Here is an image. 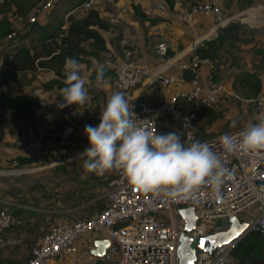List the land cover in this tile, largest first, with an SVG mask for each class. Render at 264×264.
I'll return each mask as SVG.
<instances>
[{
  "label": "built area",
  "instance_id": "obj_1",
  "mask_svg": "<svg viewBox=\"0 0 264 264\" xmlns=\"http://www.w3.org/2000/svg\"><path fill=\"white\" fill-rule=\"evenodd\" d=\"M4 1L0 0V6ZM90 4L91 1L84 3L86 7H90ZM159 7L165 8L166 5L162 2ZM202 13H211L214 16L215 22L211 29L215 32L221 23L220 7L216 0L193 3L184 11L182 17L190 21L196 14ZM167 50L168 43L165 40L156 42L154 53L157 65L149 68L134 59L131 48L124 49L122 62L113 67L111 82L114 93H125L138 126L156 127L157 132L161 134V121L169 118L176 121V131L183 140L187 137L193 139L192 126L198 109L214 103L227 90L224 84L215 80L211 59L196 53L179 64L178 73L167 72L164 64L169 63L171 59ZM106 63L112 65L109 60ZM201 64L207 65L211 70L205 78L200 74ZM186 70L191 71L190 79L185 77ZM145 77L148 82H160L164 87L177 86L186 81H189L190 87L186 90L166 91L161 100L152 104L134 94L136 86ZM262 99L264 93L253 102L257 107H262ZM243 129L244 127H241L200 140L210 144L231 173L230 178L221 186L218 197L207 185L201 186L186 199L172 200L162 194L145 193L131 185L122 170L112 169L104 192V206L89 216L72 222L57 223L49 232L38 238L31 248L29 258L23 264H52L50 260L62 251L65 253L67 247L82 233H92L91 235L95 234L97 238L107 237L110 246H115L113 250L118 251V257L105 262L98 260L97 256L85 260L73 257L63 264H180L177 247L185 226L180 210L188 206H192L196 214L194 227L186 232L190 237H201L227 229L232 215L247 221L246 228L237 238L219 245L213 252H196L195 264H231L232 249L239 239L253 230L264 236V150H241L238 144ZM226 133L236 145L231 152L225 150L219 140V137ZM75 135L73 123L65 122L50 129L38 139L18 138L12 144L1 143L0 156L14 157L24 153L48 160L51 158V152L66 146ZM81 139L85 142V147L78 155L91 146L86 133ZM74 156L77 155L72 157ZM254 205L257 209L251 211L247 219L240 217L241 211ZM19 208L25 206L0 194V245L3 244L4 231L23 221L24 216L18 212Z\"/></svg>",
  "mask_w": 264,
  "mask_h": 264
},
{
  "label": "crops",
  "instance_id": "obj_2",
  "mask_svg": "<svg viewBox=\"0 0 264 264\" xmlns=\"http://www.w3.org/2000/svg\"><path fill=\"white\" fill-rule=\"evenodd\" d=\"M86 1L88 0H49L32 17V20L36 17L37 22L42 27L38 28L35 26L33 29L30 27L23 28L25 22L21 20V16L12 14V8L14 7L10 8V11H5L8 18L12 20L15 33L22 32V36L14 35L13 33L12 36L0 39V93L7 97L22 93L28 94L38 101V105H34L35 121L33 125L26 124L24 120L19 122L11 120L2 131L0 130L1 140L13 143L18 138L31 140L37 136L39 138L44 136L54 126L53 122L49 119L48 112L50 114L54 112L59 114L60 118L65 122L73 123V125L75 123L77 125V128L74 125L76 129L75 137L81 138L85 133V126L96 124V118H99L100 112L105 108L108 97L114 93L111 82L114 74L113 67L122 62V51H124V48L129 47L133 50V57L138 63L153 68L157 65L154 53L155 39H163L168 43L167 55L171 58L169 63L164 64V68L167 72L178 73L180 71L179 64L189 59L194 54V50L198 45L208 39L214 38L220 26L235 22L238 25V31L225 40L210 58L214 65L213 75H215V72L222 73L224 71L225 49L233 42L237 44L238 41L235 42V38L239 40L243 34L252 35L250 42L240 43L242 48L254 44L250 47L252 50H261L260 46L264 49V4L257 2V0H216L220 7L219 18L221 19V23L215 32H212L211 29L215 22V18L211 13L196 14L190 21L183 19V13L187 10L188 6L187 0H171V2L166 0H114L116 7L114 6L112 13H108L107 11L103 13L99 7L92 6L97 8L100 16L109 23L108 29L101 30V33L105 37L107 49L100 52L103 56H93L89 62L79 61L80 71L82 72L80 75L85 80V88L89 96L87 103L81 106L74 103L68 107L59 109L57 107V95L61 93V88L57 83L52 84L53 80L58 78L53 69L38 67V70L36 68L19 69L12 75H6L5 73L9 67L12 68L11 65L15 61H18V57L15 55L17 47L26 45L31 51L40 52L42 48V30H51L58 23H62L64 27L66 24L62 20V18H65L64 15L67 21V16L72 14L74 10L80 8L79 10L85 11L89 8L84 5ZM189 1L197 3L207 0ZM162 2L165 3V8L159 7V4ZM132 3L137 5L140 12L145 14L142 19L132 18L129 13L128 15L124 14L123 11L126 10V7L130 8L131 12H133L131 8ZM255 3L257 4L253 6ZM120 5L125 6L121 7L120 10L117 8ZM3 14L4 12L1 11L0 16ZM14 17H18L19 21H15L14 23ZM105 55H108V58L103 61L102 57ZM258 57L260 56H250L241 52V59L248 62L252 61L254 66L258 65V63L261 64V60ZM108 60L111 61V66L106 63ZM101 69L103 70V74L98 79ZM62 70L66 72L65 64ZM210 72L211 70L207 65H200L202 77L205 78ZM263 73L264 71H261V75H259L261 79V91L264 90ZM189 87V81L177 86L164 87L160 82H148V78L145 77L136 86L134 94L154 104L163 98L166 91L174 89L186 90ZM39 90L42 91L40 97L35 93V91ZM47 106L49 108L47 111H41V109ZM3 112L5 114L4 110ZM20 155L29 154L21 153L14 157ZM6 158L11 157L0 156V159ZM108 172L110 174L101 177L106 179V185L112 175V170ZM100 191L101 187L96 185V206L90 211V214L84 216H89L95 210L101 208L97 199L100 196L98 195ZM24 219L25 221H38L37 219L33 220L34 217H23ZM95 239H97V235H91L90 249H92ZM64 255L66 258L69 257L66 252Z\"/></svg>",
  "mask_w": 264,
  "mask_h": 264
},
{
  "label": "rangeland",
  "instance_id": "obj_3",
  "mask_svg": "<svg viewBox=\"0 0 264 264\" xmlns=\"http://www.w3.org/2000/svg\"><path fill=\"white\" fill-rule=\"evenodd\" d=\"M257 2L264 4V0H257ZM114 3V0H93L90 6L99 7L103 13L106 11L112 13L116 5ZM192 4L193 2L187 0L188 6L186 5V9ZM133 5L132 3L133 12L128 7H126L125 11H122L127 15L129 13L132 18L142 19L144 16L137 11V5ZM123 6L125 5H120L117 8L121 10ZM79 9L74 10L71 15L79 18L84 14V11ZM64 17L62 20L67 23L66 16L64 15ZM13 19L14 23L19 21L18 17ZM23 28H26V24ZM251 37L252 35L243 34L239 40L237 38L234 39L239 44L238 42L237 44L233 42L225 49L224 71L222 73L215 72L214 78L217 82L224 84L227 91L222 93L214 103L206 106L200 117L194 120L192 140L200 141L220 133L245 127L248 123H255L264 117V106L257 107L253 102V100L264 93V90L261 91V79L259 77L261 71H264V49L260 46L261 50L253 49V51L250 47L254 44L244 48L240 45V43L250 42ZM160 40L155 39L156 42ZM241 52L250 56H260L258 58H260L261 64L258 63V65L254 66L252 61L242 60ZM100 55L103 56L101 53ZM85 57L89 62L93 56L86 54ZM106 58H108V55L102 57V60L104 61ZM35 68L38 70V67ZM80 73L82 72L80 71ZM258 81L260 89L256 91L255 83ZM35 93L40 97L42 91H35ZM0 108H2L0 109L1 112L5 111L3 117H7L8 113L1 98V93ZM47 109H49L48 106L41 109V111H47ZM48 113L50 121L54 124L53 129L65 123L59 114L55 112ZM96 120V124L92 125L93 127L100 123V115ZM161 123L163 126L161 134L177 132L176 121L167 118L166 121L162 120ZM75 126L77 128V125ZM38 138L37 136L34 139ZM183 139L181 136L182 142L186 141V139ZM1 143L12 144L0 139ZM84 147L85 142L83 139L73 137L66 146L58 147L51 152V158L48 160L38 158L30 164L20 166L9 161L8 158L0 159V194L13 198L24 205L25 208H19L18 212L23 213L25 218L34 217L33 220H38L25 221L24 219L20 224L4 231L2 235L3 244L0 245V264H23L29 258L31 248L38 238L49 232L57 223L72 222L90 214V211L96 206V185L101 187V194H98L100 196L97 199L100 206H104V192L107 189V185L106 179L101 177L110 174V172H106L104 175L86 172L82 165L83 160L87 159V157L78 155ZM73 155L77 156L72 157ZM64 158L68 159L58 161ZM256 209V205L250 206L248 209L241 211L239 215L241 218L247 219L250 212H254ZM91 234H80L67 247L66 253L69 257L66 258L62 251L50 260L51 263H67L73 257L83 258L84 260L95 258L89 248ZM113 248L115 246L112 244L103 256L97 257L98 260L105 262L110 259H116L118 251L116 249L113 250ZM231 264H236L234 257Z\"/></svg>",
  "mask_w": 264,
  "mask_h": 264
},
{
  "label": "clouds",
  "instance_id": "obj_4",
  "mask_svg": "<svg viewBox=\"0 0 264 264\" xmlns=\"http://www.w3.org/2000/svg\"><path fill=\"white\" fill-rule=\"evenodd\" d=\"M65 70L63 102H58L57 107L85 105L89 96L79 61L66 58ZM102 74L101 69L98 79ZM261 105L264 106V99ZM84 131L91 145L81 154L87 157L83 160L84 170L97 175L112 169L122 170L129 183L145 193L162 194L172 200L186 199L207 185L218 197L221 186L231 176L209 143L191 137L182 142L175 131L160 134L156 127L138 126L121 91L108 97L100 112L99 125H86ZM219 140L227 151L236 148L227 133ZM238 146L244 151L264 150V117L244 127Z\"/></svg>",
  "mask_w": 264,
  "mask_h": 264
},
{
  "label": "trees",
  "instance_id": "obj_5",
  "mask_svg": "<svg viewBox=\"0 0 264 264\" xmlns=\"http://www.w3.org/2000/svg\"><path fill=\"white\" fill-rule=\"evenodd\" d=\"M49 0H5L0 11L4 12L0 16V39L14 35L22 36L21 33H15L12 21L5 14V11L12 8V14L21 16L26 24V28L33 29L35 26L42 27L35 19L32 20L34 13ZM171 2V0H166ZM137 8V7H136ZM137 11L145 16L144 13ZM44 26V25H43ZM25 28V29H26ZM109 23L100 16L99 10L94 7H89L84 11V14L79 18L69 14L67 23L64 25L58 23L51 30H42L41 36V51L33 52L26 45L17 47L15 55L18 61L13 63L12 68L6 70V75H12L16 70L27 68H50L55 71L58 78L53 80L62 89L65 85V72L63 66L66 58H76L78 61H87L85 55L99 56L100 52L105 51L106 42L101 30L108 29ZM238 31V25L235 22H230L218 28L214 38L208 39L198 45L194 53L209 57L215 51ZM186 79L191 78V71H185ZM256 91L260 89L259 81L255 83ZM7 109L8 116L3 117L4 112H0V130L2 131L11 120L19 122L24 120L26 124L33 125L35 121L34 105H38V101L28 94H18L14 96H4L1 94ZM58 102H63L61 93L57 95ZM205 111V107L198 109L196 117H200L201 112ZM49 131V130H48ZM47 131V132H48ZM45 133V135L47 134ZM38 159L37 156L20 155L17 157L8 158L20 166L30 164ZM232 256L236 259V264H264V236L258 231H251L237 241L232 249Z\"/></svg>",
  "mask_w": 264,
  "mask_h": 264
},
{
  "label": "water",
  "instance_id": "obj_6",
  "mask_svg": "<svg viewBox=\"0 0 264 264\" xmlns=\"http://www.w3.org/2000/svg\"><path fill=\"white\" fill-rule=\"evenodd\" d=\"M180 213L185 220L184 229L179 236L180 243L177 247L180 264H195L197 251L213 252L219 245L240 236L247 226V221L241 220L237 215H232L227 229L201 237H190L186 232L194 227L196 214L192 206L181 208ZM109 246L110 240L107 237L97 238L93 241L91 253L101 257L106 253Z\"/></svg>",
  "mask_w": 264,
  "mask_h": 264
},
{
  "label": "bare ground",
  "instance_id": "obj_7",
  "mask_svg": "<svg viewBox=\"0 0 264 264\" xmlns=\"http://www.w3.org/2000/svg\"><path fill=\"white\" fill-rule=\"evenodd\" d=\"M18 171V170H17ZM20 172V171H19Z\"/></svg>",
  "mask_w": 264,
  "mask_h": 264
}]
</instances>
